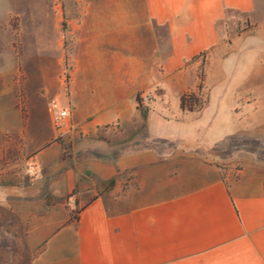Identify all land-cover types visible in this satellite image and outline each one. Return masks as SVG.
I'll list each match as a JSON object with an SVG mask.
<instances>
[{"label": "crops", "instance_id": "0c3cea01", "mask_svg": "<svg viewBox=\"0 0 264 264\" xmlns=\"http://www.w3.org/2000/svg\"><path fill=\"white\" fill-rule=\"evenodd\" d=\"M80 1L85 13H67L82 34L70 84V112L81 126L70 134L104 143L110 153L81 155L76 142L65 158L60 147L52 162L58 170L75 167L81 183L116 182L81 200L76 219L46 202L51 189L0 184V264H264V0H140L139 13L124 1L121 13L117 0ZM0 17L1 31L18 36L10 19L20 10L6 8ZM63 51L65 63L64 41ZM220 51L243 70L232 83L223 79L224 92L230 85L239 90L223 94L234 102L223 121V157L203 143L188 144L187 134L154 133L141 121L124 125L127 108L133 117L173 121L137 108L136 95L153 85L147 76L168 72L183 83L192 77L180 104L196 85L198 64H187L208 52L209 68ZM15 64L20 76L23 55ZM179 104L174 121L201 118ZM27 122L12 134L23 140ZM21 145L29 161L50 144L31 153ZM71 171L58 178L66 191L76 181Z\"/></svg>", "mask_w": 264, "mask_h": 264}, {"label": "rangeland", "instance_id": "374dc122", "mask_svg": "<svg viewBox=\"0 0 264 264\" xmlns=\"http://www.w3.org/2000/svg\"><path fill=\"white\" fill-rule=\"evenodd\" d=\"M73 1L75 5L71 2L70 14L85 13L82 2L76 4L75 0ZM123 1L126 9H135L138 13L142 10L140 0H117V13L122 12ZM9 7L20 10L18 43L26 70L23 68L18 76L12 48L15 39L11 37L12 34L0 29V142L6 135L21 133L23 129L21 113L16 107L20 104L28 120L22 140L27 146L26 153L36 151L45 143L50 145L29 161L22 160L25 155L23 152L18 156L14 166L0 164V184L17 187L34 184L33 188L43 192L51 189L52 194L46 197V202L51 205H63L68 211V216L72 218L82 205L81 200L85 201L115 184L98 185L92 181L81 183L78 181L79 176L75 172V167L69 165L58 170L59 166H54L52 162L60 147L65 154L59 158H65L69 152L68 147L78 142V135L70 134L72 131L77 132L81 126L77 124L78 120L73 117V112H70L75 106L71 100L70 84L73 78L71 69L76 63L77 36H82L76 31L79 22L75 20L68 24L74 50L69 60L64 63L61 0H0V16ZM2 19L0 17V21ZM7 28L5 25V31ZM242 29L241 24L237 32L241 33ZM221 54L222 51L214 53L210 67H206L205 70V73H208L205 98L209 97V103L208 107L201 111V118L190 119L188 123L176 122L173 119V116L177 117L179 95L183 85L187 83L192 86L193 78L189 76L183 83L168 72L164 75L157 72L147 76L146 81L153 85L146 92L138 93L135 103L143 113L153 110L174 122L164 121L157 116L147 119L133 117L131 113L133 111L127 108L125 117L121 119L124 125L132 129L141 121L142 125L154 133L163 132L166 133L165 136L181 138V134H187L185 139L188 144L203 143L210 154L223 157V121H227L228 108L234 104L231 99L223 98V94L239 91L238 87L230 85L224 92L223 79L232 83L243 70L236 68L232 61L233 55L223 59ZM192 70L194 69H190ZM193 89L194 87L188 88L187 92ZM114 125L115 122L107 124L101 130L104 131ZM77 147L81 155L91 152L107 156L110 153L106 144L88 139L79 141ZM42 159L46 163H52L54 168L47 166ZM56 161L59 163L60 159ZM70 168H72L70 175L76 181L73 182L74 187L66 191V186L61 185L58 178L65 175Z\"/></svg>", "mask_w": 264, "mask_h": 264}, {"label": "trees", "instance_id": "16d2710c", "mask_svg": "<svg viewBox=\"0 0 264 264\" xmlns=\"http://www.w3.org/2000/svg\"><path fill=\"white\" fill-rule=\"evenodd\" d=\"M73 3V0H68V4L62 3V9H63V21L61 23V30L64 36V49H65V63L69 60V56L72 52L73 44L70 39V29L68 25V20L73 17L72 15L68 16V10L70 9V4ZM75 5V3H73ZM10 25L13 28V30L18 33V19L16 17H11L10 19ZM14 48H15V56L17 61L19 62V66L22 59V51L21 47L18 43V36L15 35L14 38ZM197 63L198 67L196 70L197 79H196V85L195 89L190 92H185L180 96V109L183 111L188 112H200L202 111L205 106L207 105V99L205 98V78H206V67H208L209 60H208V52H203L191 59V61L187 64V66ZM22 98V95H20ZM21 113V121L24 125L27 121V115L22 105L16 106ZM21 136L19 135H13L9 134L5 136V139L3 141L1 150H0V164L1 165H11L17 162V158L20 154L23 153L22 151V145H21ZM48 145H45L47 147ZM116 182V178L111 179L108 182H105L106 184H114ZM78 211L73 216V218H77Z\"/></svg>", "mask_w": 264, "mask_h": 264}]
</instances>
